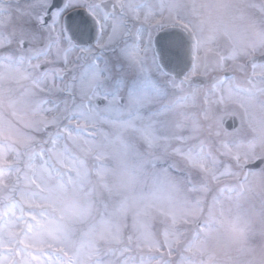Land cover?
Returning a JSON list of instances; mask_svg holds the SVG:
<instances>
[{"label":"rangeland","instance_id":"1","mask_svg":"<svg viewBox=\"0 0 264 264\" xmlns=\"http://www.w3.org/2000/svg\"><path fill=\"white\" fill-rule=\"evenodd\" d=\"M231 1L114 3L153 36L179 23L202 46L212 25L216 37L228 38L216 50L225 69L247 61L250 48H264V12L250 8L264 0H250L239 13L228 8ZM97 2L65 0L42 27L51 0H0V264H264V185L254 183L264 168H241L264 158V148L237 147L212 127L219 149L208 151L201 90L134 56L129 74L145 85L139 115L97 110L85 100L81 112L62 121L47 102L65 99L57 90L67 83L71 91L72 83L60 78L91 56L61 37V19L74 5ZM39 54L46 56L36 60ZM195 54L188 76L218 61L214 53L209 60ZM42 62L46 73L37 71ZM107 78L102 65L89 70L75 84L78 100H94ZM234 100L222 103L221 115L247 106L251 112L249 101ZM237 214L244 230L225 244L219 220Z\"/></svg>","mask_w":264,"mask_h":264},{"label":"snow or ice","instance_id":"2","mask_svg":"<svg viewBox=\"0 0 264 264\" xmlns=\"http://www.w3.org/2000/svg\"><path fill=\"white\" fill-rule=\"evenodd\" d=\"M74 6L84 7L88 14L84 16L75 13L65 17L61 37L67 34L70 41L88 49L91 56L85 61L86 66L81 65L79 71L73 69L70 74L72 90H68L67 83L57 90L65 99L47 102L62 121H70L73 115L81 112L85 100L89 107L94 104L97 110L103 107L128 117L139 115L141 110L137 97L145 85L141 77L129 74L130 61L134 56L142 57L146 64H156L158 61L159 66L167 68L174 62L176 54L175 33L160 31L153 36L143 26L131 23L126 15L118 12L114 0H98L95 5L85 3ZM63 7L65 0H54L49 6V13ZM48 24L49 19L46 17L42 21V27H47ZM46 52L50 54L51 48L46 46ZM96 65H102L104 72L108 73L104 90L100 92L98 88L100 94H93L94 100L87 97L78 100L75 84L82 76L86 78L88 71ZM60 79L64 82V77Z\"/></svg>","mask_w":264,"mask_h":264},{"label":"flooded vegetation","instance_id":"3","mask_svg":"<svg viewBox=\"0 0 264 264\" xmlns=\"http://www.w3.org/2000/svg\"><path fill=\"white\" fill-rule=\"evenodd\" d=\"M249 1L250 0H232L231 4L226 5L230 10L239 13L241 6H249ZM258 6L261 7L260 12H264L263 2L260 5H256L252 2L250 8L255 9ZM234 8L236 10H234ZM223 10L224 8L221 6L218 13L222 15L224 13ZM117 11H119V9H117ZM254 16H256V14H254ZM216 20H218V17ZM221 22H217L216 25L219 27ZM260 22L262 24L264 21ZM218 32L219 31H217L216 28H212L211 25L210 29L206 30L204 34V44L198 46V43H196L194 48L196 52L200 50L207 60L210 59L213 53L214 56L218 58V61L209 62L206 73L191 75V77L201 75L206 78V85L197 88L202 89L203 117L199 119V123L202 125L203 139L205 140L206 146L212 145L213 149H219L216 145L217 138L214 137L211 132V128L214 127V129L219 130V135L237 143V147L243 149L264 148V135H262V133H264V62H252L251 60L257 56H264V48H261L260 53L254 48H250L248 52L245 53H252L251 58L245 62L239 61L237 67H227L223 69L222 63L219 62L221 60V55L216 50H222L219 46H226L228 44V38L225 36L216 37ZM191 33V36H193L194 32ZM209 44L213 47L207 46ZM71 73L72 72L67 71L66 76L69 77ZM191 88L193 90L196 89L195 87ZM226 88H230L234 92L228 91ZM226 94L229 96L227 97ZM237 95L246 101H250L251 112L249 111V106H247L245 111L234 108L227 110L225 114L221 115L223 112L222 110L225 108L224 104L222 107V103L227 100L230 102L235 101L234 97ZM228 115L237 117L239 121L238 128L230 131L224 127L223 121Z\"/></svg>","mask_w":264,"mask_h":264},{"label":"water","instance_id":"4","mask_svg":"<svg viewBox=\"0 0 264 264\" xmlns=\"http://www.w3.org/2000/svg\"><path fill=\"white\" fill-rule=\"evenodd\" d=\"M75 13H80L81 15H84V16H87L88 14L87 11H83V10H76L72 12L71 14H75ZM48 14L50 15L51 13H49L48 11ZM89 20L91 21V17H89ZM165 31L175 33L176 35V38H177V44L175 48L176 54H175L174 62L169 64L167 68H164L163 66H160V67L163 69V71L167 75L172 76L175 79H182L189 72L192 66V61H193L192 59V39L182 29H179V28H169ZM200 80L201 78H197L194 80H185V83L187 85L194 84V82L200 84ZM233 120H234L233 117H227L224 120V122L225 124L227 122L229 125H231L230 123ZM234 123L235 122L233 121V126H230V129L237 127V123L236 124ZM261 164H262V161L254 165H249L248 167H250L251 169H258L261 166Z\"/></svg>","mask_w":264,"mask_h":264},{"label":"clouds","instance_id":"5","mask_svg":"<svg viewBox=\"0 0 264 264\" xmlns=\"http://www.w3.org/2000/svg\"><path fill=\"white\" fill-rule=\"evenodd\" d=\"M254 183L256 184V186H262L264 185V178L258 177L254 181ZM219 223L222 225L225 231V244L230 243L239 232L244 230L245 227L241 216L238 214L231 217L222 215Z\"/></svg>","mask_w":264,"mask_h":264}]
</instances>
